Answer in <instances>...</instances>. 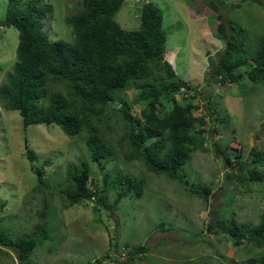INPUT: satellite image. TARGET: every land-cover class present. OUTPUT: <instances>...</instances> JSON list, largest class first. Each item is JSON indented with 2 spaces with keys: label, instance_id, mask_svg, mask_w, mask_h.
Segmentation results:
<instances>
[{
  "label": "rangeland",
  "instance_id": "1",
  "mask_svg": "<svg viewBox=\"0 0 264 264\" xmlns=\"http://www.w3.org/2000/svg\"><path fill=\"white\" fill-rule=\"evenodd\" d=\"M147 1L162 10V26L167 32L163 57L180 79L198 91L191 94H196L195 113L206 119L202 138L198 137L204 149L191 154L182 172L192 187L210 189L207 200L179 181L148 172L140 162L125 160L118 145L121 129L112 128L105 134L115 153L90 161L84 133L69 137L55 124L23 127L19 113L0 103V231L12 240L25 234L36 237L39 223L49 235L37 242L24 263L12 247L0 245V264H88L96 258L105 264L116 260L126 264H229V260L262 251L247 248L245 243L235 246L220 229L208 231L206 225L214 221L213 210L221 218L254 224L264 210V177L256 182L245 178L254 166L249 162L251 149L264 153V82L253 84L246 79L239 84H220L210 77L225 45V38L216 30L218 13L225 23L233 19L245 26L252 43L264 33V0H216L217 8L210 0H125L114 19L124 29H137L141 5ZM45 2L53 6V15L44 20L42 28L47 37L72 42L65 18L78 10L79 0ZM6 3L0 0V22ZM17 33L13 26L0 25V85L16 60ZM136 95L137 90L131 89L118 96L131 102ZM208 103L218 106L220 117L228 114L229 121L211 117ZM142 107V102L133 103L130 111L139 114ZM214 142L239 154L242 169L237 163L224 167ZM28 149L33 150V159L28 158ZM81 161L88 162L92 188L102 187L103 175L115 169L144 178L141 198L129 193L118 197L112 189L107 203L115 202L113 208L98 204L96 198L66 207L63 193L70 187L68 173L78 171ZM257 169L264 173V161ZM38 171L43 183L37 178ZM141 246L146 251L133 253Z\"/></svg>",
  "mask_w": 264,
  "mask_h": 264
},
{
  "label": "trees",
  "instance_id": "2",
  "mask_svg": "<svg viewBox=\"0 0 264 264\" xmlns=\"http://www.w3.org/2000/svg\"><path fill=\"white\" fill-rule=\"evenodd\" d=\"M124 1L79 0L78 10L65 18L73 35V41L66 42L50 40L42 29L44 20L53 15L50 3L7 0L0 25L13 26L18 42L16 60L0 85V103L4 109L19 113L23 127L55 124L69 137L84 133L90 161H100L115 153L105 134L112 128L121 129L122 142L118 145L125 160L140 162L148 172L189 186V191L206 201L210 189L192 187L182 172L191 154L204 149L203 140L198 137L202 138L206 119L195 113L196 94H191L198 91L180 79L163 57L167 32L162 26L160 7L151 1L144 2L139 27L124 29L114 19ZM215 1L210 0V5L217 8ZM217 17L216 30L225 38V45L210 77L220 84H239L246 79L253 84L264 82V33L250 43L245 26L233 19H226L225 23L221 13ZM240 66H245V70H234ZM131 89L137 90L133 101L118 96ZM177 94L181 96L177 98ZM114 101L120 105L114 107ZM137 102H142L143 107L139 114H132L130 108ZM207 107L214 119L229 121L228 114L219 116L216 104L208 103ZM214 145L215 151L223 155L224 167L237 163L242 169L239 154L220 148L216 142ZM26 153L29 159L35 157L33 150ZM249 155L254 166L245 178L261 181L264 173L257 166L264 161V153L252 148ZM41 173L37 172V178L43 183ZM68 178L70 187L63 193L66 207L96 198L98 204L113 208L115 202L107 203L108 191L117 190L118 197L129 193L132 198H141L146 184L144 178L115 169L103 175L102 187L92 188L87 161H81L79 170L70 171ZM213 212V223L206 225L208 231L220 229L235 246L245 243L247 248L262 249L255 255L229 260V264H264V210L256 224L238 223L234 217L224 219L216 210ZM37 227L36 237L25 234L15 240L0 231V245L12 247L19 262H27L37 242L49 236L45 226L38 223ZM144 251L146 247L142 246L133 249L135 254ZM88 264L105 263L96 258ZM115 264L126 263L116 260Z\"/></svg>",
  "mask_w": 264,
  "mask_h": 264
}]
</instances>
